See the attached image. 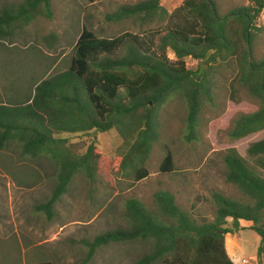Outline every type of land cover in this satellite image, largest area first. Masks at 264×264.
<instances>
[{
	"label": "trees",
	"instance_id": "1",
	"mask_svg": "<svg viewBox=\"0 0 264 264\" xmlns=\"http://www.w3.org/2000/svg\"><path fill=\"white\" fill-rule=\"evenodd\" d=\"M51 2L4 4L0 8V41L40 16L50 17ZM263 10L264 0H249L224 13L216 0H184L172 12L159 0H138L107 15L114 21L131 18L139 20V25H162L156 48L136 34L102 38L83 26L66 70L32 81L18 98L0 101V150L13 144L22 158L32 162L48 159L54 169L55 185L36 210L52 218L55 204L68 192L75 176L92 185L106 173L133 176L136 181L146 177L147 161L158 139L159 109L169 97L184 100L188 106L186 138L191 139L199 102L212 88L208 76L213 63L234 58L238 70L230 81L232 101L238 102L239 85L258 106L231 120L228 137L238 140L264 130V58H254L261 31L256 21ZM121 48L123 53L118 55ZM168 50L174 59L169 58ZM188 57L200 61L196 70L186 67ZM111 129L122 138L115 158L105 157L93 143L83 153L67 146L70 135ZM247 154L264 158V138L252 142ZM223 160L225 179L238 188L240 197L215 192L212 220L194 219L168 190H157L152 206L130 197L124 205L128 227L82 239L86 254L80 264H87L100 247L113 242H141L149 247L132 264H234L225 247V235L238 230L242 220L252 222L251 229L260 235V255L264 251V173L254 170L234 148L227 149ZM173 170V153L166 147L160 171ZM26 176V187H31L29 178L35 183L42 178L37 171ZM43 257L47 260L25 264H54L46 254Z\"/></svg>",
	"mask_w": 264,
	"mask_h": 264
},
{
	"label": "rangeland",
	"instance_id": "2",
	"mask_svg": "<svg viewBox=\"0 0 264 264\" xmlns=\"http://www.w3.org/2000/svg\"><path fill=\"white\" fill-rule=\"evenodd\" d=\"M21 0H0L6 3ZM138 0H52L50 17L40 16L15 30L5 41H0V101L18 98L31 86V82L64 71L74 53V45L82 27L91 29L97 37L113 38L122 33L136 34L158 46L162 25L157 22L139 25L131 18L114 21L107 15L120 6ZM184 0H159V4L172 12ZM249 0H216L220 13H224ZM260 28L254 44V58H264V10L257 19ZM157 32V33H156ZM147 42V43H149ZM121 48L118 55H122ZM174 59L171 51H167ZM189 70L201 64L194 58L185 59ZM236 60L212 64V82L209 94L200 100L197 126L191 139L186 138L187 103L177 96L169 97L158 113V139L147 161L148 175L141 180L119 174L99 175L93 185L75 176L68 192L54 206L53 217L39 213L36 206L46 200L55 185L54 169L48 159L40 162L22 158L13 144L0 150V264H25L30 261L53 259L54 264L82 263L86 248L82 239L116 228H127L124 217L125 201L134 197L146 206L153 205V194L168 190L178 206L194 219L212 220L215 206L213 194L221 193L239 198L238 188L225 179L224 155L234 148L258 173H264V158H251L248 146L264 138V130L238 140H231L227 131L238 113L257 109L248 92L237 85L238 102L232 101L230 81L237 73ZM67 146L83 153L90 144L105 157L115 158L122 138L114 130L70 135ZM168 147L173 153L174 170L161 172L160 165ZM33 171L42 178L26 179ZM232 220L228 219V225ZM252 222L240 221L239 229L225 235V247L230 258H246L248 264H264V251L258 255L261 237L251 229ZM147 246L141 242H113L100 247L87 264H132ZM32 256V257H31ZM28 257H31L28 259ZM232 260V259H231Z\"/></svg>",
	"mask_w": 264,
	"mask_h": 264
},
{
	"label": "built area",
	"instance_id": "3",
	"mask_svg": "<svg viewBox=\"0 0 264 264\" xmlns=\"http://www.w3.org/2000/svg\"><path fill=\"white\" fill-rule=\"evenodd\" d=\"M231 259L234 264H248V260L246 258H235V257L232 258L231 257Z\"/></svg>",
	"mask_w": 264,
	"mask_h": 264
},
{
	"label": "crops",
	"instance_id": "4",
	"mask_svg": "<svg viewBox=\"0 0 264 264\" xmlns=\"http://www.w3.org/2000/svg\"><path fill=\"white\" fill-rule=\"evenodd\" d=\"M227 249H228V248H227ZM227 251H228V253H229L230 250H227ZM230 252H231V251H230Z\"/></svg>",
	"mask_w": 264,
	"mask_h": 264
}]
</instances>
